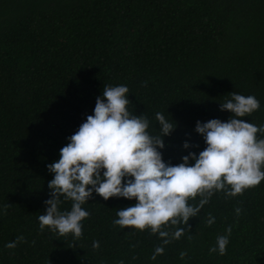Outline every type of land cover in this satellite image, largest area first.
Instances as JSON below:
<instances>
[{
  "label": "trees",
  "instance_id": "16d2710c",
  "mask_svg": "<svg viewBox=\"0 0 264 264\" xmlns=\"http://www.w3.org/2000/svg\"><path fill=\"white\" fill-rule=\"evenodd\" d=\"M121 84L150 134H159L157 112L176 124L159 150L166 164L207 147L196 123L227 122L220 103L232 92L257 98L259 110L243 119L264 125V0H0V264H264V180L235 197L213 190L188 226H162L185 229L168 244L113 224L135 199L95 192L82 205L90 216L81 238L40 231L47 165L94 114L104 86ZM61 201L69 211L72 201ZM229 228L226 254L210 253Z\"/></svg>",
  "mask_w": 264,
  "mask_h": 264
},
{
  "label": "clouds",
  "instance_id": "9594fccd",
  "mask_svg": "<svg viewBox=\"0 0 264 264\" xmlns=\"http://www.w3.org/2000/svg\"><path fill=\"white\" fill-rule=\"evenodd\" d=\"M128 93L129 88L123 84L104 86L102 97L96 98L94 114L87 116L68 138L60 150V159L47 165L53 179L48 182L51 198L44 202L45 213L38 216L41 232L48 228L59 236L81 238L82 221L90 216L82 205L95 192L104 200L135 199L132 206L116 211L118 218L113 224L125 229H150L168 244L180 239L185 229L176 227L169 232L162 226H188L189 219L208 203L213 190H225L227 196L235 197L264 180V138L257 135H264V125L257 127L243 119L259 110L260 102L255 96L228 94L230 98L220 103L221 111L232 114L227 122L211 119L196 123L195 131L207 147L198 156L190 152L182 163L171 165L163 161L159 150L165 147L163 137L170 135L176 124L157 112L159 134H150L147 117L128 110ZM183 146L189 148L188 143ZM198 194L202 197L199 205L190 204L189 198ZM61 197L72 201L69 211L60 210ZM10 206L4 205L5 215ZM240 211L236 209L237 215ZM214 222L209 215L208 225ZM230 235L231 228L227 235L217 236L210 253L225 255ZM24 239L17 236L5 247L14 249ZM99 246L98 241L93 243L94 248ZM162 254L163 247L158 246L152 259ZM186 255L181 252L180 258Z\"/></svg>",
  "mask_w": 264,
  "mask_h": 264
}]
</instances>
